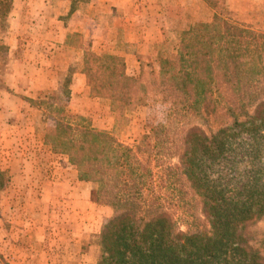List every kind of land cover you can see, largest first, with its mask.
<instances>
[{
    "label": "trees",
    "instance_id": "obj_1",
    "mask_svg": "<svg viewBox=\"0 0 264 264\" xmlns=\"http://www.w3.org/2000/svg\"><path fill=\"white\" fill-rule=\"evenodd\" d=\"M175 12L168 18L179 23ZM172 30L174 52L156 51L146 85L144 72L126 74L120 57L83 55L89 96L107 100L115 116L144 105L146 86L168 100L162 120L146 122L133 146L72 126L63 112L43 144L66 157L95 203L111 209L93 264H264V167L244 182L225 158L231 138L264 127V34L215 13ZM5 177L0 172V190Z\"/></svg>",
    "mask_w": 264,
    "mask_h": 264
},
{
    "label": "rangeland",
    "instance_id": "obj_2",
    "mask_svg": "<svg viewBox=\"0 0 264 264\" xmlns=\"http://www.w3.org/2000/svg\"><path fill=\"white\" fill-rule=\"evenodd\" d=\"M14 1L0 0V103L18 110L8 112L9 114L4 110L0 111V133L6 138V141L0 143V172H4L8 179L5 187L0 190V264H93L100 254L96 244L97 235L101 225L111 215V209L93 201L91 187H88L90 185L77 181L76 172L68 164L66 157L51 152L43 144L44 134L63 112V120L72 126L78 124L105 131L120 144L133 146L145 132L146 122L162 120L169 105L168 100L164 99V95L154 94L153 89L146 86L144 105L137 106L123 117L115 116L110 112L107 100L89 96L84 79L78 84L77 79L71 77L77 71L82 74L83 52L81 58L68 54L71 62L65 75L54 79L56 82L52 88L47 89L49 92L36 96L31 102L33 110L21 112V93L17 91L21 87V81L18 83L10 76L12 59H18L21 51L10 54L1 44L3 33L9 31L13 19L9 12L15 5ZM209 1L215 14L264 34L263 16H250L251 13L239 16L237 11H229L225 7L224 0ZM156 2L160 8L159 13L153 14L150 20L151 16L147 20H137L136 27L143 30L142 41L157 38L160 34L158 29L167 30L163 34L166 36L163 42L166 46L158 48L161 55L166 56L173 54L175 48L176 31L170 29L183 28L189 21L204 19L207 6L183 0L186 8L179 15L180 22L175 23L168 17L169 14L176 13L177 9L166 0ZM238 7L244 9L241 4ZM78 16L82 19L86 14L81 13L76 17ZM31 17L26 15L22 21L29 24ZM24 32L27 36L37 35L31 31ZM71 38H75L74 44H78L77 36ZM106 48L90 52L101 58H110L113 54ZM158 49L152 51L150 43L140 42L133 49V52L139 53L136 56L132 55L127 60L117 57L125 60L123 63L126 74L136 76L139 72H144L145 78L141 80L146 85L151 79L149 72L155 73L156 66L151 61ZM135 57H139V60H135ZM24 135L28 138L22 140ZM21 150H35L38 154L35 158L30 155L25 160L26 164L22 162V165ZM226 152L229 173L236 170L235 179L250 181L255 170L264 167V127L254 136L242 134L231 138ZM21 173L28 175L24 181L26 186L21 185ZM53 185L57 188V199L51 198ZM162 191V198L170 202L167 190L163 188ZM62 200L72 203L67 206ZM172 208L175 219L181 223L184 216L175 205ZM50 219L53 220L52 223ZM180 227L183 230L181 225Z\"/></svg>",
    "mask_w": 264,
    "mask_h": 264
},
{
    "label": "crops",
    "instance_id": "obj_3",
    "mask_svg": "<svg viewBox=\"0 0 264 264\" xmlns=\"http://www.w3.org/2000/svg\"><path fill=\"white\" fill-rule=\"evenodd\" d=\"M156 1L15 0V5L9 12L11 14L9 16L13 19H11L9 31L3 33L4 39L1 44L10 54L21 51L18 59H12L10 72L11 79L17 80L18 83L21 81V87L17 90L21 93V112L33 110L31 102L33 103L36 96L49 92L47 89L53 87L56 82L54 79L65 75L71 62L68 54L71 56L75 54L81 58L83 52L98 51L97 49L107 47L109 53L113 54L111 56H120L127 60L130 56L134 57L139 54L136 51L133 52V49L140 42L150 43L152 51L158 49L166 37L163 32L167 30L158 29L161 35L151 39V42V40L142 41L143 30L136 27L137 20H147L151 16L150 20L153 14L159 13L160 8ZM166 1L179 11L180 16L182 15V11L186 8L183 0ZM191 2L197 3V0H191ZM224 4L229 11H237L239 16L251 13L250 16L264 17V0H224ZM240 4L243 10L238 7ZM206 8L207 15L204 19L214 13L211 7ZM81 13L86 16L82 19L80 16L76 17ZM26 15L32 16L29 24L22 21ZM20 16L21 22H19ZM24 31H31L37 35L27 36ZM74 36L79 38L78 44H74L75 38H71ZM135 60H139V57H135ZM71 77H75L78 84L84 79L80 71L72 73ZM3 110L7 113L18 111L15 107L4 106L0 103V111ZM24 138L28 137L24 135L22 140ZM3 141H6V138L0 133V143L2 144ZM37 154L35 150L29 152L21 150V164L22 162L26 164L25 160L30 158V155L37 157ZM27 177L28 175L21 173V185L26 186L24 181ZM51 192H53L51 198L57 199L56 186L53 185ZM62 202L67 206L72 203L64 200ZM52 221L50 219L51 223Z\"/></svg>",
    "mask_w": 264,
    "mask_h": 264
}]
</instances>
